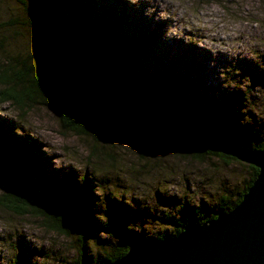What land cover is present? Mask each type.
I'll return each mask as SVG.
<instances>
[{"label":"rangeland","instance_id":"1","mask_svg":"<svg viewBox=\"0 0 264 264\" xmlns=\"http://www.w3.org/2000/svg\"><path fill=\"white\" fill-rule=\"evenodd\" d=\"M48 1L45 11L39 3L0 0V69L10 65L9 55L17 54L32 55L38 69L52 67L33 37V26L51 37L60 29L75 56L78 36L68 0ZM88 4L99 10L115 7L122 18L120 32L141 41V69L159 76L163 87L173 88L175 94L187 83L189 98L202 106L209 100L205 106L213 110L225 109L223 118L230 126L264 130V0H88ZM84 42L87 52L101 48L98 40ZM78 57L74 68L92 88L93 68L78 62ZM60 83V90L71 86L64 79ZM108 114L105 118H119V112ZM0 123L22 147L15 149L0 135V195L7 189L32 188L36 200L84 225L89 263L104 256L109 243L125 229L145 238L169 235L173 228L163 220L166 215L180 219L184 204L214 208L226 193L234 199L249 176L243 161L225 162L214 155L196 160L160 152L151 141L126 139L109 125L96 124L88 134L76 133L60 125L50 104L25 102L19 107L0 100ZM32 163L66 186L35 176ZM3 201L0 198V264L77 261L79 229L74 224L69 226L71 235L64 236L45 228L38 216L19 214Z\"/></svg>","mask_w":264,"mask_h":264},{"label":"trees","instance_id":"2","mask_svg":"<svg viewBox=\"0 0 264 264\" xmlns=\"http://www.w3.org/2000/svg\"><path fill=\"white\" fill-rule=\"evenodd\" d=\"M19 1L24 5L27 2L39 3L45 11L49 9L48 0ZM109 7L99 10L90 6L88 0H68V12L78 36L75 56L69 48L70 40L60 29L56 31L57 36L53 34L54 37L53 35L51 37L33 26V37L42 46L44 55L51 61L52 67L43 66L38 69L36 67L38 64L34 65L30 54L25 57L18 54L9 55L7 63L10 65L5 64L4 68L0 69V82L4 85L0 89V100L9 101L19 107L25 102L50 104L58 115L60 125L76 133L88 134L89 127L96 124L100 127L109 125L117 130L118 135L126 139L138 143L151 141L160 152L167 150L196 160L214 155L225 162L236 161L235 158L219 152L185 145L181 139L173 135L180 127L191 122L216 140L232 141L237 145L256 150L264 149L262 128L255 129L249 125L238 124L230 126V121L223 118L225 109L213 110L205 106L210 103L209 100L204 101V107L190 99L191 91L189 92L187 83L181 93L174 94L173 88L161 85L159 76L141 69L140 62L144 57L138 51L141 41L120 32L121 29L117 28V25L122 23V18L116 15L114 6ZM82 37L83 40H80ZM84 39L98 40L101 48L87 52ZM87 56L94 58V61H88ZM74 57H78V62L81 61L82 64L87 62L93 68H89L92 88L87 86L90 85L89 81L78 73L77 68H74ZM61 79L70 81L71 86L60 90L57 84H62ZM198 82L204 86L202 79ZM153 87H156L157 91H154ZM133 106L137 110H133ZM108 112H119V118L117 120L105 118L109 115ZM99 114H102L103 118ZM145 128L150 131L144 133ZM147 134L149 136L145 138L143 135ZM0 135L8 142L14 143L15 149L22 150L18 139L9 135L2 123H0ZM31 166L34 175L43 181L65 185L58 177L49 176L41 165L32 163ZM247 167L248 179L234 199L231 198L230 193L222 194L215 207L209 209L202 204H184L181 207L180 219L168 215L163 219L171 223L173 232L169 235L160 234L156 239L173 236L190 223H201L215 218L220 212L229 211L240 201L256 177L258 168L251 164H247ZM46 177L50 179L46 180ZM0 196L4 200L3 204L13 211L19 214H34L41 219L42 225L48 230L64 236L71 235L69 226L74 223L68 214L36 200L32 188H18L14 191L7 189ZM74 225L79 229L76 234L79 236L77 248L80 250V256L73 264L89 263L84 225ZM126 230L128 229H125L123 236L110 242L105 255L96 257L93 263L119 258L137 239H150Z\"/></svg>","mask_w":264,"mask_h":264},{"label":"water","instance_id":"3","mask_svg":"<svg viewBox=\"0 0 264 264\" xmlns=\"http://www.w3.org/2000/svg\"><path fill=\"white\" fill-rule=\"evenodd\" d=\"M173 135L185 145L219 152L257 167L255 179L229 211L201 223H190L173 236L137 239L121 257L92 264H264V149L216 140L194 122Z\"/></svg>","mask_w":264,"mask_h":264}]
</instances>
